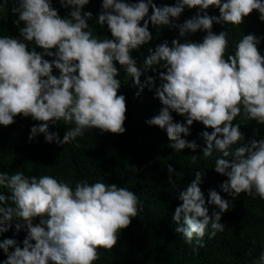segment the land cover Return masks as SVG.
Wrapping results in <instances>:
<instances>
[{
  "label": "clouds",
  "instance_id": "clouds-1",
  "mask_svg": "<svg viewBox=\"0 0 264 264\" xmlns=\"http://www.w3.org/2000/svg\"><path fill=\"white\" fill-rule=\"evenodd\" d=\"M59 2L71 6L67 15H60L53 0H17L11 9L19 35L0 36V125L14 124L17 116L31 117L40 123L31 126L29 141L43 134L57 145L75 141L85 129L123 134L127 101L118 94L123 68L138 87L136 96L145 86L154 91L162 106L145 123L166 131L173 150L195 152L200 145L185 137L194 122L202 123L203 156L218 153L214 171L227 177L221 192L233 199L246 193L264 200V137L246 140L241 124L233 123L243 114L264 125V55L258 48L264 36L243 34L229 52L227 30L213 31L214 24L242 25L254 10L264 21V0H175L163 7L154 0H102L95 19L111 33L103 39L93 35L88 23L94 17L84 10L90 0ZM210 7L219 15L209 14ZM186 8L196 9L195 14L177 23ZM150 24L178 29V37L149 47L141 68L132 53L153 41ZM198 31L206 33L202 41L188 39ZM32 42L36 47L30 49ZM149 70L155 75L141 83ZM173 112L184 120H174ZM61 120L75 125L62 139L50 130ZM197 159L193 155V163ZM167 169L170 178L175 169L171 164ZM204 175L195 171V179L179 191L182 204L172 215L175 232L199 247H204L206 233L211 239L225 230L222 214L234 207L215 189L205 197L200 187ZM0 187L9 193L0 192V234L13 225L15 234L26 231L22 247L15 238L0 240L7 256L2 264H94L100 259L98 249L112 250L122 230L143 211L139 196L116 183L84 180L73 188L51 175L18 171L0 172ZM252 264H264V251Z\"/></svg>",
  "mask_w": 264,
  "mask_h": 264
},
{
  "label": "trees",
  "instance_id": "trees-1",
  "mask_svg": "<svg viewBox=\"0 0 264 264\" xmlns=\"http://www.w3.org/2000/svg\"><path fill=\"white\" fill-rule=\"evenodd\" d=\"M154 2L158 7H163L165 4H174L175 0ZM101 4L102 0H90L84 10L94 14L93 20L88 21L93 35L99 39L105 36L111 38L107 27L101 28L95 19L101 11ZM53 5L59 9L61 16L71 11V6L62 7L59 0H53ZM16 6L17 0H0V36L19 35L18 28L13 24L17 16L11 12ZM207 11L211 15H219V10L215 7H210ZM195 12L196 9L186 8L176 22L182 23ZM149 28L153 41L132 53L137 60V66L141 68L149 47L154 49L156 44L165 39L170 43L173 38L178 37V29H170L164 25L155 27L151 24ZM222 30H227L228 51L233 52L235 43L243 34L264 36V21L259 20V13L254 10L245 17L242 25L214 24L213 31L218 33ZM205 34L198 31L190 34L188 39L202 41ZM180 39L183 42L184 38ZM33 47H36L34 42L29 43V48ZM258 48L264 55V40ZM37 51L42 49L37 48ZM54 74L58 75V70L54 69ZM150 75L155 73L149 70L142 74L141 83ZM118 79L122 82L118 94L125 95L127 101V119L124 123L126 131L123 134L102 133L93 128L85 129L82 137L64 145L46 142L43 134L29 141L31 126L40 122L32 120L31 117L17 116L14 124L7 127L0 125V172L12 175L19 171L26 176L37 177L51 175L70 182L73 188L76 182L84 180L90 184L96 181L116 183L135 192L143 204V211L132 219L127 229L122 230L120 239L112 250L98 249L100 259L94 261V264H252L264 251V200L259 196L250 197L246 193L233 199L227 193L221 192L220 184L227 177L214 171L218 153L214 152L207 158L203 156L202 150L206 146L201 135L203 124L194 122L191 135L185 137L190 141L196 140L200 145L195 152L187 148L179 152L173 150L169 146L172 141L168 139L166 131L145 123L147 119L158 114L162 106L154 98V91L145 86L140 95L136 96L138 87L134 86L133 79L123 68L120 69ZM172 115L176 121L184 120L183 116L175 112ZM237 122L241 124L240 130L245 133L246 140L254 136L260 139L264 135V125L244 119L243 114L233 121L234 124ZM74 126L61 120L56 125H50V130L58 132L62 139L65 131ZM256 128L259 129L258 133L254 131ZM207 130L212 131L211 128ZM193 155L198 157L195 163L192 161ZM167 164L175 169L170 178ZM196 170L205 171L200 187L206 198L208 190L215 189L234 204V207L222 214L221 223L225 225V230L211 239L206 233L203 238L204 247L196 246L195 241L193 244L185 243L182 235L175 232L176 224L172 221L175 208L182 204L178 193L195 179ZM0 192L9 194L6 187H0ZM214 207L209 206L210 215ZM38 222L39 217L34 218L33 223ZM25 236L26 231L23 229L15 234L13 225L8 232L0 234V240L15 238L22 247ZM253 240L256 241L255 244L252 243ZM6 259V254L0 249V264Z\"/></svg>",
  "mask_w": 264,
  "mask_h": 264
},
{
  "label": "rangeland",
  "instance_id": "rangeland-1",
  "mask_svg": "<svg viewBox=\"0 0 264 264\" xmlns=\"http://www.w3.org/2000/svg\"><path fill=\"white\" fill-rule=\"evenodd\" d=\"M262 137H264V135Z\"/></svg>",
  "mask_w": 264,
  "mask_h": 264
}]
</instances>
